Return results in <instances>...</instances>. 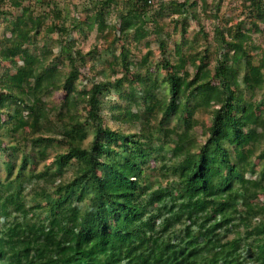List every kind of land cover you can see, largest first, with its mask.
<instances>
[{"label":"trees","instance_id":"obj_1","mask_svg":"<svg viewBox=\"0 0 264 264\" xmlns=\"http://www.w3.org/2000/svg\"><path fill=\"white\" fill-rule=\"evenodd\" d=\"M72 1L0 0V16H15L0 34V264H264V110L254 100L264 52L258 63L250 52L252 28L264 33V0H239L247 18L219 27L217 64L200 53L193 71L179 42L169 51L173 30L186 39L188 26L205 29L202 16L229 22L224 0H211L212 11L200 0L73 4L72 27L108 43L101 71L103 47L84 54L65 24ZM139 32L160 40L158 62L149 49L133 63L121 42L139 43ZM42 33L60 34L54 59L53 48L36 53ZM198 111L210 116L202 143ZM55 142L63 149L35 171ZM154 153L159 183L149 178Z\"/></svg>","mask_w":264,"mask_h":264},{"label":"rangeland","instance_id":"obj_2","mask_svg":"<svg viewBox=\"0 0 264 264\" xmlns=\"http://www.w3.org/2000/svg\"><path fill=\"white\" fill-rule=\"evenodd\" d=\"M67 1V0H65ZM77 3L74 2V0L71 2V4L69 5V3H66L64 5H66V10H64V16H65V24L70 28L71 30V35L76 38L77 40V49L81 50L84 54L87 53V55L89 56V52L92 50H95L98 48L99 45H101L103 47L102 51L104 50L103 54L105 55L103 57V62H100L99 64H97V70L101 71L104 67H107V62H105L104 59H108L111 56H109L110 54L106 53V48H107V41L99 35V32L95 29L93 30V32H90L88 35H84L81 31H79L77 28H73L72 27V22L74 20L71 19L72 16V12L74 11V5L76 4L77 6H79V10L83 11V4L86 3V0H75ZM203 2H207L208 3V11H212V4H211V0H200L199 2V10H203L202 4ZM222 14H227L230 16V21L229 22H224V23H217V21H214L213 18H209V17H205L203 18L202 16V23L205 27L204 30L199 31L198 27H195V25H191L188 26L187 32H186V39H183V33L181 31V27L178 26V30L177 32H175V30H173V27L171 26L172 30H173V38H172V44L167 45L169 47V51L170 49L172 51H174V47H175V43L176 41L180 43V45L182 46V49L186 52L187 55L191 56L192 60L191 61H195L194 64L189 63V70L193 71L195 70L199 64H200V59L196 58L197 55L200 53L203 54H207V59L206 61L208 62V64L213 67L217 64V60L220 57V53L222 52V48H221V44L220 41L218 39V28L219 27H224V28H232L236 30L238 23L240 21V19L247 18L245 15V13L243 12V4L241 1L239 0H224L223 1V8H222ZM71 15V16H69ZM116 16V12H113V14L111 15V19L113 20V22L116 20L115 18ZM15 18V16L7 15L6 17L0 16V34L4 35L8 30V27L11 26V20H13ZM50 21V20H49ZM169 21V20H167ZM191 24V22H190ZM249 26H244V30L247 31L249 30L248 28ZM137 35L139 37H141L142 41H140L139 43H136L134 41L133 38L125 40L124 42L122 41L121 43L127 44L129 45L132 50V58L136 59L138 58L135 62L133 63H139L140 58L150 49L151 51L154 52L153 58H155V60H157V62L161 59L162 54L160 52V40H157L156 38H154V36L150 33H145V32H139L137 33ZM228 35V34H227ZM251 45H250V52L251 54L254 56V61L255 63H258L259 58L261 57L262 53L264 52V33H260L258 31H256L255 29L252 28L251 30ZM60 38V34H48L46 35V33H42L39 37L38 40V49L36 51L37 54L41 55L42 51H43V47H49V48H53L54 52L53 55L50 57L51 59H54V57H57L61 52V46L59 43H55L54 40H58ZM148 42V43H147ZM151 43V46H149L148 44ZM120 45V44H119ZM120 47V46H119ZM34 51V50H33ZM101 51V52H102ZM120 51V48H119ZM65 61V65L68 63L66 60ZM134 69H139L140 67H133ZM4 69H2L1 71H3ZM118 69L114 70V75L118 74L117 73ZM143 71H145L143 69ZM159 74L161 76H164V71L160 70ZM121 76V74L116 75V77ZM166 87H163L162 89L159 90V93H162L165 90ZM63 96L62 92H58L56 93L54 96H52L51 98H47L48 102H49V106L54 105V103L56 101H58V99H61ZM117 96H112L110 99H112L110 102H108V104L113 103L114 101H120L118 99H116ZM256 103L262 102V109L264 110V93L260 92L257 97L254 99ZM53 107V106H52ZM106 113L108 112V108H105ZM140 113L139 109H134V113L138 114ZM162 116V113L157 111L156 112V116L154 115L153 120L155 122L159 121V118ZM196 118L199 120V125L197 127H195L194 129V134H195V138L196 141L198 143H202V141L204 140V136L206 135V127L210 126V116L207 113V111H198L196 114ZM53 120H55L53 118ZM175 124V121L172 123ZM110 125L113 128H120L125 132H131V131H137L139 129V125L136 123H120V122H110ZM206 125V126H205ZM168 138V137H167ZM93 139V134L90 133L89 136L87 138L84 139L83 144H88L89 142H91V140ZM8 141V140H7ZM157 141V140H156ZM262 147V146H261ZM61 149H63L60 144H57V142H55L54 145L50 146L47 148V152L49 154V158L45 161V160H40L37 159L36 164L34 163L31 167L35 168V171L40 172L42 170V168L44 167V165H47V163H51L54 158L56 153H58L59 151H61ZM260 149V148H259ZM155 156H158L157 153H154L153 156H151L150 158V163L149 165H152L153 170L150 169L149 171V178H153L155 182L159 183L163 181V177H164V173L161 172L159 170V166L160 163H156V161L154 160ZM168 156H171V152L168 153ZM259 159L256 158L255 162H258ZM260 173V170H258L256 172V176H258ZM72 175V170H70L66 175L65 178H70ZM1 178L4 180L5 178V173L2 172L0 174ZM34 194H30V198L33 197ZM261 201L264 202V195L260 196ZM254 201L256 202H260L259 199H254ZM240 228V227H239ZM234 234V233H233ZM233 235H231L232 237Z\"/></svg>","mask_w":264,"mask_h":264},{"label":"built area","instance_id":"obj_3","mask_svg":"<svg viewBox=\"0 0 264 264\" xmlns=\"http://www.w3.org/2000/svg\"><path fill=\"white\" fill-rule=\"evenodd\" d=\"M156 0H150V2L154 3Z\"/></svg>","mask_w":264,"mask_h":264}]
</instances>
